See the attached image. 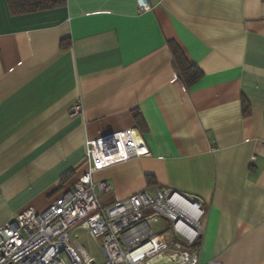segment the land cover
Wrapping results in <instances>:
<instances>
[{
    "label": "crops",
    "instance_id": "crops-1",
    "mask_svg": "<svg viewBox=\"0 0 264 264\" xmlns=\"http://www.w3.org/2000/svg\"><path fill=\"white\" fill-rule=\"evenodd\" d=\"M148 2L0 0V226L70 188L88 140L132 128L148 153L92 173L101 202L197 195L198 260L264 264V0ZM170 42L202 72L189 87Z\"/></svg>",
    "mask_w": 264,
    "mask_h": 264
},
{
    "label": "built area",
    "instance_id": "built-area-1",
    "mask_svg": "<svg viewBox=\"0 0 264 264\" xmlns=\"http://www.w3.org/2000/svg\"><path fill=\"white\" fill-rule=\"evenodd\" d=\"M148 11V0H136ZM82 111L76 102L70 116ZM136 129L125 128L87 141V169L48 205L27 207L0 226V264H219L200 262L197 243L205 209L200 197L158 186L103 204L111 190L94 171L147 154ZM165 221V227L160 221ZM83 230L100 251L98 261L74 239ZM155 229L160 232L156 233ZM170 230L171 237L165 233Z\"/></svg>",
    "mask_w": 264,
    "mask_h": 264
},
{
    "label": "trees",
    "instance_id": "trees-1",
    "mask_svg": "<svg viewBox=\"0 0 264 264\" xmlns=\"http://www.w3.org/2000/svg\"><path fill=\"white\" fill-rule=\"evenodd\" d=\"M9 9L13 14H22L41 9L53 8L64 5L66 0H7ZM174 63L179 76L187 87L194 84L202 76V72L196 66L188 63L179 47L170 42Z\"/></svg>",
    "mask_w": 264,
    "mask_h": 264
},
{
    "label": "rangeland",
    "instance_id": "rangeland-1",
    "mask_svg": "<svg viewBox=\"0 0 264 264\" xmlns=\"http://www.w3.org/2000/svg\"><path fill=\"white\" fill-rule=\"evenodd\" d=\"M160 223L162 227H165L166 225L165 221L161 220ZM155 231L156 233L160 232L159 229H155ZM165 236L169 238L171 237V233L169 229L166 231ZM74 239H76L79 244L85 247L87 256H91L98 261L101 259L100 251L96 243L91 238H89L83 230L80 229L76 230ZM119 264H124V263H119Z\"/></svg>",
    "mask_w": 264,
    "mask_h": 264
}]
</instances>
